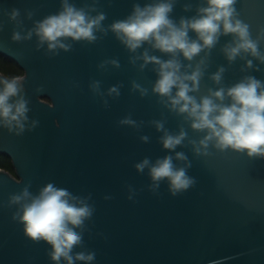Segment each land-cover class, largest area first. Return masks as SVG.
<instances>
[{
  "label": "water",
  "instance_id": "obj_1",
  "mask_svg": "<svg viewBox=\"0 0 264 264\" xmlns=\"http://www.w3.org/2000/svg\"><path fill=\"white\" fill-rule=\"evenodd\" d=\"M69 2L77 8L94 5L97 12L106 14L102 26L107 29L126 18L134 4L154 0ZM184 5L191 9L184 11ZM198 5L204 6L203 0H175L171 16L177 22L182 16L191 17ZM60 7L61 0H0V54L24 71L17 77L24 80L22 95L28 101L26 128L38 122L19 136L0 127V156H8L15 171L0 168V264H53L50 246L27 238L23 225L12 219L19 206H9L10 196L26 185L36 194L47 183L85 198L94 208L91 219L85 221L83 243L74 249L94 252L91 264H264V159L211 146L207 156L194 154L189 141H199L204 133L193 131L190 121L165 106L166 97L152 92L158 66L149 63L140 68L145 51L163 60L171 58L150 44L131 52L111 31L97 32L95 43L65 40L72 49H57L58 54H53L46 44L37 50L35 34L31 40H11L14 30L24 35L34 22ZM235 7L256 39L264 28V0H237ZM13 8L20 11L18 26L7 15ZM189 35L195 38L194 33ZM231 39L221 36L209 53L199 91L191 93L198 100L209 88L229 87L248 75L264 81V64L250 56L241 54L243 58L238 56L229 64L221 49ZM259 49L264 53V39ZM204 57L201 52L191 62L182 56L178 59L194 68ZM247 59L259 71L246 68ZM111 60L120 66L100 67ZM221 66L226 71L217 85L210 77ZM0 77L13 78L2 71ZM94 81H99L98 91L91 87ZM134 81L148 90L147 95L133 90ZM113 86H119L118 96L109 95ZM129 116L135 126L119 123ZM153 121H163L172 134L183 128L187 138L169 152L162 148L164 133L156 130ZM142 136L148 141H142ZM175 152L185 153L191 162L187 173L196 183L173 196L167 181L154 187L148 168L141 173L134 165L146 157L154 163L172 155L175 166L184 167L186 161L176 160Z\"/></svg>",
  "mask_w": 264,
  "mask_h": 264
},
{
  "label": "clouds",
  "instance_id": "obj_2",
  "mask_svg": "<svg viewBox=\"0 0 264 264\" xmlns=\"http://www.w3.org/2000/svg\"><path fill=\"white\" fill-rule=\"evenodd\" d=\"M236 3L237 0H203L204 6L198 5L195 15L182 16L178 22L171 16L175 0H154L143 6L137 3L126 18L114 21L105 29L102 22L106 20V14L97 12L94 5L77 8L69 0H61L57 13L34 22V26L24 35L21 31L14 30L11 40L17 43L27 41L35 34L38 38L37 50L46 44L47 51L53 54H58L57 49L65 52L72 49V45L65 43V40L95 43L98 39L97 32L106 35L111 31L131 52L146 43L150 44L153 49L168 54L171 58L163 60L150 56L145 51L140 57L144 61L140 68L143 69L149 63L158 66V78L152 92L161 98L166 97L165 106L190 121L193 131L204 133L199 141H189L194 154L207 156L211 146L220 152L232 150L244 153L250 159H264V81L248 75L229 87H218L215 90L209 88L208 94L201 96L199 100L191 95L199 91L206 59L221 36L232 37L221 49L229 64L241 54L264 64V53L259 49V41L264 39V28L260 29L257 38L253 39L249 25L239 19ZM190 9L191 5H184V11ZM90 12L97 14L93 16ZM7 15L17 26L22 23L19 21V9L13 8ZM27 16L31 19L33 13L29 11ZM190 32L195 34V38L189 35ZM201 52H205V57L201 58L194 68L191 64L183 65L178 59V56H182L191 62ZM106 63H111L117 68L120 66L117 60H111L102 62L100 67H104ZM183 67L192 70L182 72ZM245 67L253 69V60L247 59ZM254 70L259 71V68ZM225 71L223 66L219 67L210 79L220 85ZM23 81L21 77H0V127L17 136L26 130H33L38 123L32 121V126L26 128L29 108L28 101L22 95ZM91 87L98 91L99 81H94ZM118 87L109 88V95L115 93L118 96ZM132 88L139 90L141 96L147 95L148 90L135 81ZM119 123L136 125V121L130 116L123 118ZM153 123L158 132L164 133L160 137V143L162 148L169 152H174L187 138L183 128L178 134H172L164 129L163 121ZM148 139L147 136L141 137L144 142ZM175 159L186 161L185 166L176 167L173 156L165 155L157 158L154 163L146 157L134 167L141 173L148 168L154 187L162 181H167L169 191L176 196L193 187L196 180L187 173L191 162L185 153L175 152ZM29 187L30 185H26L19 193L9 198V206H19L12 219L23 225L25 236L36 243H47L50 246L48 256L53 264H61V261L64 264H76V261L91 264L95 259L94 252H74V249L83 243L85 221L91 219L94 208L85 198L53 183H47L36 194L30 192ZM212 264L219 262L213 261Z\"/></svg>",
  "mask_w": 264,
  "mask_h": 264
},
{
  "label": "trees",
  "instance_id": "obj_3",
  "mask_svg": "<svg viewBox=\"0 0 264 264\" xmlns=\"http://www.w3.org/2000/svg\"><path fill=\"white\" fill-rule=\"evenodd\" d=\"M0 71L9 77H17L24 75L23 69L15 61L0 54ZM0 168L6 169L11 173H15L11 159L6 155L0 156Z\"/></svg>",
  "mask_w": 264,
  "mask_h": 264
}]
</instances>
